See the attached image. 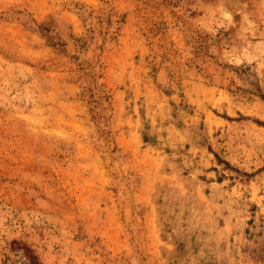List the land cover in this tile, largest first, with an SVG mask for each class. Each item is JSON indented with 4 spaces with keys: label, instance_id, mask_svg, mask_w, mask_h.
I'll return each instance as SVG.
<instances>
[{
    "label": "rangeland",
    "instance_id": "rangeland-1",
    "mask_svg": "<svg viewBox=\"0 0 264 264\" xmlns=\"http://www.w3.org/2000/svg\"><path fill=\"white\" fill-rule=\"evenodd\" d=\"M0 264H264V0H0Z\"/></svg>",
    "mask_w": 264,
    "mask_h": 264
},
{
    "label": "bare ground",
    "instance_id": "bare-ground-1",
    "mask_svg": "<svg viewBox=\"0 0 264 264\" xmlns=\"http://www.w3.org/2000/svg\"><path fill=\"white\" fill-rule=\"evenodd\" d=\"M228 15V14H227Z\"/></svg>",
    "mask_w": 264,
    "mask_h": 264
}]
</instances>
